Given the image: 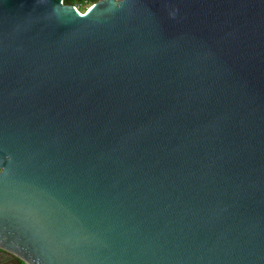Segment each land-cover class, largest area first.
Listing matches in <instances>:
<instances>
[{
    "label": "water",
    "instance_id": "obj_1",
    "mask_svg": "<svg viewBox=\"0 0 264 264\" xmlns=\"http://www.w3.org/2000/svg\"><path fill=\"white\" fill-rule=\"evenodd\" d=\"M0 264H264V0H0Z\"/></svg>",
    "mask_w": 264,
    "mask_h": 264
},
{
    "label": "trees",
    "instance_id": "obj_2",
    "mask_svg": "<svg viewBox=\"0 0 264 264\" xmlns=\"http://www.w3.org/2000/svg\"><path fill=\"white\" fill-rule=\"evenodd\" d=\"M98 0H63L66 4H73L76 6L81 12H84L90 5ZM82 9V10H81Z\"/></svg>",
    "mask_w": 264,
    "mask_h": 264
},
{
    "label": "rangeland",
    "instance_id": "obj_3",
    "mask_svg": "<svg viewBox=\"0 0 264 264\" xmlns=\"http://www.w3.org/2000/svg\"><path fill=\"white\" fill-rule=\"evenodd\" d=\"M82 10V9H81Z\"/></svg>",
    "mask_w": 264,
    "mask_h": 264
}]
</instances>
